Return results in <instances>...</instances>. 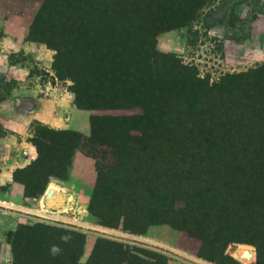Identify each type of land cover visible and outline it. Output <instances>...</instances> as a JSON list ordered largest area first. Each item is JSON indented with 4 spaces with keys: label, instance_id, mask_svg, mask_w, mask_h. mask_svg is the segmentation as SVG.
<instances>
[{
    "label": "trees",
    "instance_id": "trees-1",
    "mask_svg": "<svg viewBox=\"0 0 264 264\" xmlns=\"http://www.w3.org/2000/svg\"><path fill=\"white\" fill-rule=\"evenodd\" d=\"M198 2L43 0L26 37L55 50V77L72 81L70 89L78 109L139 107L142 113L121 117V122L137 128L148 117L152 120L150 130L142 131L146 138L134 143L127 136V144H120L114 140L118 141L121 132L116 130L108 140L97 129L95 122L103 116L90 118V137L97 150L115 157L114 164L96 160L100 179L107 171L112 173L105 186L108 194L116 193L118 183L129 187L140 183L132 176L116 175L114 169L121 165L129 147L139 145V150L152 151L167 161L185 156L191 171L177 176L181 180L175 190L163 183V175L143 178L142 191L155 201L158 211L156 217L138 214L128 225L134 232L144 233L151 225L168 223L199 238L198 255L213 260L232 204L247 186L248 197L229 241L253 245L256 264H264V77L241 85L230 79L229 89L212 92L194 69L156 48L157 34L187 23ZM38 129L30 138L38 156L29 166L36 162L44 181L36 192L25 193L27 196L42 194L51 177H68L69 162L49 160L55 154L46 149L55 138L75 137L74 148H78L83 136L76 130L46 125ZM61 155L68 158L67 152ZM120 211L131 214L124 207ZM103 242L117 248L120 264L141 259L123 252L119 244L102 240L94 249ZM93 258L92 254L88 264ZM226 260L233 261L228 256Z\"/></svg>",
    "mask_w": 264,
    "mask_h": 264
},
{
    "label": "rangeland",
    "instance_id": "rangeland-1",
    "mask_svg": "<svg viewBox=\"0 0 264 264\" xmlns=\"http://www.w3.org/2000/svg\"><path fill=\"white\" fill-rule=\"evenodd\" d=\"M42 3L43 0H0V95L3 97L11 91V86L16 85V81L19 82L18 87L23 84L24 74L22 65L18 66L22 64L20 58L23 54L9 49L3 52V39L6 35L14 36L21 25L28 26L29 31ZM198 3L187 23L157 34L156 48L173 54L182 64L194 69L197 77L203 79L212 92L229 89L230 79L241 85L263 78L264 0H199ZM32 42L38 49L30 53L31 63L25 72L31 76L29 85L35 89L34 94L53 99L54 96L50 92L46 94L43 87L44 83H51L62 90L63 95H71L74 103V93L70 89L72 81L55 77V50L44 42ZM40 49L49 52L48 55ZM78 110V116L74 117H79L89 127L92 116H103V120L98 118L95 122L97 129L108 140L116 130L121 132L116 136L118 141L114 140L120 144H127V136L134 143L135 140L146 138L142 131L150 130L152 126L150 117L141 122L138 129L130 127L128 122H121V117L142 113L139 107ZM160 121L157 122L163 124ZM119 125L122 127L118 129ZM39 126L34 127L33 136L38 134ZM2 128L0 133H6ZM82 135L78 148H74L77 146L75 137L64 136L55 138V142L46 149L55 154L49 160L62 159L69 162V167L75 166L78 178L83 181L77 179L80 185L76 187V194L81 199L65 205L61 201L56 205L57 208L55 205L43 207L47 209L39 215L30 213L29 217L17 221L8 232H0V264H88L92 254L94 261L91 264H120L117 248L103 242L94 249L98 240L119 244L123 252L140 256L141 259H131L130 264H243L236 255V251L243 247L253 252L252 264H256L253 245L229 241L230 232L248 197L247 186L241 188L232 204L220 250L213 260L205 259L198 255L200 239L185 230L175 229L165 223L151 225L146 232L137 233L128 226L138 214L157 216L155 201L142 191L143 178L147 175L160 178L163 175V183L173 185L175 190L178 180H181L177 176H186V170L191 171L185 164V156L167 161L152 151L139 150V145L129 147L123 152L125 155L121 157V165L114 169L116 175L132 176L140 183L132 187L118 183L114 187L116 193L108 194L105 186L112 173L107 171L100 179L96 160L109 164L115 161V157L109 151L99 153L95 140L90 137V129L87 135ZM62 152H67L68 158L62 156ZM16 177L26 185L25 193L36 192L44 181L36 162L18 172ZM123 207L132 215L121 212L120 208ZM162 227L171 232H148L150 228ZM54 247L59 251L53 253ZM227 256L233 261L228 262Z\"/></svg>",
    "mask_w": 264,
    "mask_h": 264
},
{
    "label": "crops",
    "instance_id": "crops-1",
    "mask_svg": "<svg viewBox=\"0 0 264 264\" xmlns=\"http://www.w3.org/2000/svg\"><path fill=\"white\" fill-rule=\"evenodd\" d=\"M27 33L28 26L21 25L14 36L6 35L3 39L5 46L2 47L3 52L9 49L23 54L20 58L22 64L18 66L22 65L24 74H22L23 84L20 87L17 85L19 82L16 81V85L11 86L8 94L5 93L4 97L0 95V128L2 126L6 131L0 133V232H8L17 221L29 217L30 213L39 215L43 211L48 188L63 205L81 199L76 194V187L80 182L77 180L79 175L74 170L75 166L69 167L68 178L65 180L49 178L44 191L38 196H27L24 182L16 177L18 172L28 167L38 156L35 146L30 141L36 125L72 129L84 135H87L90 129L89 124L79 117H74L78 116L79 110L74 105L71 95H63V91L51 83H44L43 87L46 94L50 92L54 96L53 99L41 94L37 97L34 94L35 89L29 85L31 76L25 71L31 63L30 53L38 47L27 39ZM41 52L46 55L49 53ZM79 180L83 182L82 179ZM148 232L171 231L162 227L150 228Z\"/></svg>",
    "mask_w": 264,
    "mask_h": 264
},
{
    "label": "bare ground",
    "instance_id": "bare-ground-1",
    "mask_svg": "<svg viewBox=\"0 0 264 264\" xmlns=\"http://www.w3.org/2000/svg\"><path fill=\"white\" fill-rule=\"evenodd\" d=\"M51 186V185H50ZM44 200V199H43ZM46 202H45V205L44 207H47V208H51L52 206H56V205H59L61 200H59V198L57 199L54 195H53V191L48 188L47 192H46ZM62 203V202H61ZM46 208V209H47ZM57 208V206H56ZM46 209H43V211H45ZM236 255L238 257V259L243 263V264H252L253 263V260H254V254L253 252L246 248V247H243V248H239L237 251H236Z\"/></svg>",
    "mask_w": 264,
    "mask_h": 264
},
{
    "label": "clouds",
    "instance_id": "clouds-1",
    "mask_svg": "<svg viewBox=\"0 0 264 264\" xmlns=\"http://www.w3.org/2000/svg\"><path fill=\"white\" fill-rule=\"evenodd\" d=\"M57 251H59V249H57V248H55V247L52 249V252H53V253H56Z\"/></svg>",
    "mask_w": 264,
    "mask_h": 264
},
{
    "label": "built area",
    "instance_id": "built-area-1",
    "mask_svg": "<svg viewBox=\"0 0 264 264\" xmlns=\"http://www.w3.org/2000/svg\"><path fill=\"white\" fill-rule=\"evenodd\" d=\"M103 232H105V231H103Z\"/></svg>",
    "mask_w": 264,
    "mask_h": 264
}]
</instances>
